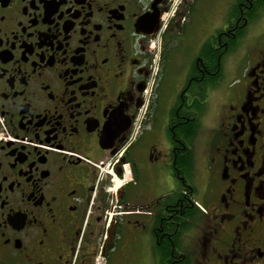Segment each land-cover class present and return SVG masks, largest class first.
I'll return each mask as SVG.
<instances>
[{"label": "flooded vegetation", "instance_id": "obj_1", "mask_svg": "<svg viewBox=\"0 0 264 264\" xmlns=\"http://www.w3.org/2000/svg\"><path fill=\"white\" fill-rule=\"evenodd\" d=\"M194 2L0 0V264H264V0Z\"/></svg>", "mask_w": 264, "mask_h": 264}, {"label": "rangeland", "instance_id": "obj_2", "mask_svg": "<svg viewBox=\"0 0 264 264\" xmlns=\"http://www.w3.org/2000/svg\"><path fill=\"white\" fill-rule=\"evenodd\" d=\"M228 0H195L192 7V23L198 24L201 21L202 15H207L209 19L214 18L216 12L223 10L224 14L227 10ZM205 138H203V141ZM202 144V141L199 145Z\"/></svg>", "mask_w": 264, "mask_h": 264}]
</instances>
